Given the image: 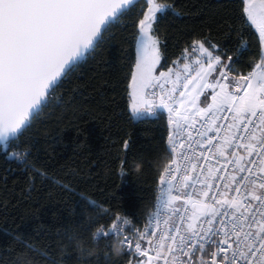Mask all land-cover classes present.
I'll return each mask as SVG.
<instances>
[{
  "label": "snow or ice",
  "instance_id": "1",
  "mask_svg": "<svg viewBox=\"0 0 264 264\" xmlns=\"http://www.w3.org/2000/svg\"><path fill=\"white\" fill-rule=\"evenodd\" d=\"M131 3L0 0V140L25 124L53 83L95 47L97 38ZM147 3L138 24L139 53L128 87L134 113H140V104L151 107L154 101L148 96L156 97L159 90L157 111L172 114L169 152L179 150L180 163L159 179L163 187L158 208L167 210L181 199L183 203L173 208L171 224L164 221L169 227L156 244L155 231L148 229L134 236L113 224L115 231L104 235L122 237L120 243L128 251L135 239L136 264H155L166 242L172 259L164 257L165 264H264V53L253 71L230 76L231 57L222 65L221 55L197 42L207 66L196 59V67L184 65L183 78L177 72L173 80L172 69L156 76L160 52L151 33L165 6ZM241 5L242 15L264 42V0H241ZM218 65L222 70L209 81ZM169 83L173 86L166 89ZM206 90H211L210 103ZM124 224L130 222L125 219ZM142 240L148 247H142Z\"/></svg>",
  "mask_w": 264,
  "mask_h": 264
},
{
  "label": "trees",
  "instance_id": "2",
  "mask_svg": "<svg viewBox=\"0 0 264 264\" xmlns=\"http://www.w3.org/2000/svg\"><path fill=\"white\" fill-rule=\"evenodd\" d=\"M158 1L167 6L153 23L160 70L183 61L198 41L225 64L231 57L232 75H246L261 60L262 42L241 0ZM147 7L139 0L113 21L15 143L0 147V264L131 263L127 253L113 254L111 234L98 233L117 214L143 223L172 156L167 113L131 110L129 74ZM15 146L26 150L23 161ZM77 241L94 254L79 255Z\"/></svg>",
  "mask_w": 264,
  "mask_h": 264
},
{
  "label": "built area",
  "instance_id": "3",
  "mask_svg": "<svg viewBox=\"0 0 264 264\" xmlns=\"http://www.w3.org/2000/svg\"><path fill=\"white\" fill-rule=\"evenodd\" d=\"M193 47H197V51L196 52H192V48ZM191 55L187 56L184 58L183 61L177 60L173 63L172 66H170L168 69H166L165 71L168 72L169 69H172V75H176L177 72H179L181 74V77L183 78V74H184V65L185 64H191L193 67H196L195 65V60L196 59H200L201 63H203L204 59H202V55L199 53L198 50V44H195L191 47L190 50ZM194 55V56H193ZM166 89H169V84H167ZM149 96L154 99V100H159V96H160V92L159 90L156 91V97H152L150 94ZM49 98V97H48ZM152 113L154 115H157V110L156 109H152ZM170 115L172 114H167L169 122L170 121ZM172 124V123H171ZM174 127V125L172 124V128ZM197 127H199V125H197ZM193 136H196V133L193 132ZM17 139V137L13 140H11L10 142H14ZM10 142L8 144H10ZM171 144V141H170ZM179 150L177 151V153H172L171 158L169 159V161L167 162L165 168L163 169V171L161 172L156 187H155V197H154V202L152 207L150 208V210L148 211L145 220L143 221V223L141 225H136V223L134 222V220L127 214H117L115 216V219L113 221V224H117L118 228L126 230L128 233H132L134 236L136 234H138L139 232H143L145 229H148V231H155L156 235L154 237H152V241L153 244H156L159 240V237L162 233H164L167 228L169 227V225H166L164 223L165 220H169V224H171L174 220H175V216L173 214V208L176 207L179 204L183 203V199H181L180 201H175L173 202V204L167 209V210H163V209H159L158 208V201L161 198V189H162V185L159 183V179L160 177H166L168 176V170L169 169H175L176 165L180 163V159H179V155H178ZM12 153L14 155H16L17 159L20 161H23L26 157V150H24L23 148L19 147L17 148V146L14 147ZM211 163L213 165H215V160L211 161ZM207 166V163H206ZM231 169V166H230ZM177 179H179V174L177 173ZM244 174H239V176H242ZM173 184L175 185L176 182L173 181ZM173 194H177L176 192V188H173ZM157 213H159V215L157 216ZM171 218V219H170ZM127 219L130 224H124V220ZM157 219H159V228H156V222ZM112 224V225H113ZM112 229V227H111ZM112 231H115V229H112ZM104 230H101L98 235L101 236L104 234ZM122 239V237L120 238ZM120 239H115L116 243H119L121 248L123 249V253H127L132 261L130 264H136V262L134 263V258L137 259L138 257H136L135 255V248H134V243H135V239L133 240V245L130 249V251L125 250V246H123L120 243ZM142 247H148L146 241H141ZM167 247H168V242L165 243L164 247L160 249V256L161 259L159 261H156L155 264H165V260L164 257H167V259L170 261L172 259V256L168 253L167 251ZM150 255H155V253L153 251H150ZM199 256V254H197ZM146 259V258H145ZM186 259V258H184Z\"/></svg>",
  "mask_w": 264,
  "mask_h": 264
},
{
  "label": "water",
  "instance_id": "4",
  "mask_svg": "<svg viewBox=\"0 0 264 264\" xmlns=\"http://www.w3.org/2000/svg\"><path fill=\"white\" fill-rule=\"evenodd\" d=\"M139 0H132V3L127 5L126 6V9L124 12H126L127 10H129L131 7H133L134 5H136V3L138 2ZM123 12V13H124ZM122 13V14H123ZM121 14V15H122ZM119 15V16H121ZM116 20V19H115ZM114 20V21H115ZM105 31L102 32L101 36L97 38V41L95 42V46L98 44V42L101 40L103 34H104ZM93 50V48H90L88 49L87 51H85L80 57L77 58L76 61L73 62V65L69 68V69H66L65 73L62 74V76L60 78H58L57 81H55L53 83V86L51 87V89L49 90V92L47 93V95L45 96V98L43 99V101L41 102V104L36 108L34 109L30 115H29V118L28 120L25 122V124L14 134H10L8 136V139L5 141V140H0V147L6 145L7 143H9L11 140L15 139L16 137H18L22 131L24 129H26V127L32 122V120L35 118V116L37 115V113L39 112V110L42 108V106L46 103V101L48 100V97L49 95L51 94V92L53 91V89L56 87V85L67 75V73L75 66L77 65L78 63H80L91 51Z\"/></svg>",
  "mask_w": 264,
  "mask_h": 264
},
{
  "label": "crops",
  "instance_id": "5",
  "mask_svg": "<svg viewBox=\"0 0 264 264\" xmlns=\"http://www.w3.org/2000/svg\"><path fill=\"white\" fill-rule=\"evenodd\" d=\"M155 2H156L157 5H163V6H165V9L167 8V6H166L165 4L159 2L158 0H155ZM165 9H164V10H165ZM146 10H147V8H146ZM146 10H145V12H146ZM144 14H145V13H144ZM155 37H156V35H155ZM156 38H157V37H156ZM157 40H158V38H157ZM158 41H159V40H158ZM198 42H201V41H198ZM261 42H262V41H261ZM202 43H203V42H202ZM196 44H197V43H196ZM205 47H206V46H205ZM206 48H207V47H206ZM209 50H210V49H209ZM210 51H211V50H210ZM262 52L264 53V42H262ZM213 55H216V53L213 52ZM202 59H204L203 64H205V66H207V58H206L205 56L202 55ZM221 59H222V58H221ZM260 61H261V60H260ZM260 61H259L258 63H260ZM258 63H257V64H258ZM254 69H255V68H254ZM254 69H253V70H254ZM220 70H222L221 67H217V71L212 72L211 75L208 77L209 81H213V80H215L216 77L218 76ZM253 70H252V71H253ZM161 71H164V72H165V70H159V73H160ZM230 76H234V75H232V73H230ZM175 77H176V75H174V76L172 75V79H173V80H175ZM172 86H173V85H172L171 83H169V89H171ZM207 91H211V90H207ZM148 99L154 101V103L152 104L151 107H146L144 104H140L139 107H140L141 111H140V113L136 114L137 116L148 115L147 113H151V115H154V114L152 113V109H156V110H157V109L159 108V100L156 101V100L152 99L150 96H148ZM201 100H203L202 97H201ZM210 102H211V100H210V97H209L208 103H210ZM200 106H201V107H204V106H206V105L201 104ZM162 111H165V112L168 114L167 109H160L159 111H157V114H158L159 112H162Z\"/></svg>",
  "mask_w": 264,
  "mask_h": 264
},
{
  "label": "clouds",
  "instance_id": "6",
  "mask_svg": "<svg viewBox=\"0 0 264 264\" xmlns=\"http://www.w3.org/2000/svg\"><path fill=\"white\" fill-rule=\"evenodd\" d=\"M76 249H77V253L79 255H81V256H85V255L91 256V255L94 254L93 251H89V252L85 253L83 245L79 241L76 242ZM112 250H113V254L116 255V256L121 255L122 251H123V249L121 248L120 244L119 243H115V242L113 243V249ZM26 264H32V261L28 260L26 262Z\"/></svg>",
  "mask_w": 264,
  "mask_h": 264
},
{
  "label": "rangeland",
  "instance_id": "7",
  "mask_svg": "<svg viewBox=\"0 0 264 264\" xmlns=\"http://www.w3.org/2000/svg\"><path fill=\"white\" fill-rule=\"evenodd\" d=\"M146 3H147V0H145V5H146ZM154 3L156 4V2H155V0H154ZM148 4V3H147ZM150 5H148V7H149ZM148 7H147V10H146V12L145 13H147V11H148ZM143 17H144V15H143ZM143 17H142V19H143ZM154 37H155V34H154V32H153V27H152V33H151ZM156 38V37H155ZM157 39V38H156ZM158 46H159V41H158ZM159 52H160V62H159V64L156 66V71H155V73H154V75H156V76H159V70H160V66H161V64H162V61H163V55H162V52H161V50H160V47H159ZM138 53H139V49H138V43H137V56H138ZM136 59H137V57H136ZM221 64L223 65V64H225L224 63V61L221 59ZM217 67H221L220 65H218ZM222 69V68H221ZM165 72H167V71H165ZM218 77V76H217ZM216 77V78H217ZM210 92L211 91H207L206 90V94H209V97H210ZM202 99H203V96H202ZM130 100H131V110H132V112H133V109H132V104H133V101H132V98H131V90H130ZM134 113V112H133ZM134 114H138V113H134ZM6 145H9V144H6ZM5 145V146H6ZM11 146V145H10ZM136 262V259L134 258V263Z\"/></svg>",
  "mask_w": 264,
  "mask_h": 264
},
{
  "label": "bare ground",
  "instance_id": "8",
  "mask_svg": "<svg viewBox=\"0 0 264 264\" xmlns=\"http://www.w3.org/2000/svg\"><path fill=\"white\" fill-rule=\"evenodd\" d=\"M196 43H197V42L193 43V44H192V46H193V45H195ZM192 46H191V47H192ZM190 50H191V48H189V49H188V53L185 55V57H187V56H190V55H191V53H190ZM193 56H194V55H193Z\"/></svg>",
  "mask_w": 264,
  "mask_h": 264
}]
</instances>
